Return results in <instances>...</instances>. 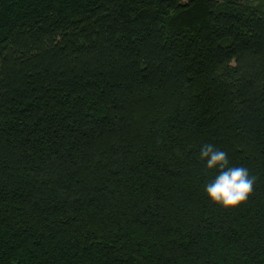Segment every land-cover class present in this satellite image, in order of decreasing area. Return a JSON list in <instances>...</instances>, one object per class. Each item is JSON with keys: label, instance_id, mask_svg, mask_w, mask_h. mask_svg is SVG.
<instances>
[{"label": "trees", "instance_id": "1", "mask_svg": "<svg viewBox=\"0 0 264 264\" xmlns=\"http://www.w3.org/2000/svg\"><path fill=\"white\" fill-rule=\"evenodd\" d=\"M0 264H264V0H0Z\"/></svg>", "mask_w": 264, "mask_h": 264}, {"label": "clouds", "instance_id": "2", "mask_svg": "<svg viewBox=\"0 0 264 264\" xmlns=\"http://www.w3.org/2000/svg\"><path fill=\"white\" fill-rule=\"evenodd\" d=\"M199 158L206 161V172L215 170L217 173L204 187L212 203L220 205L223 209H236L248 201L254 192L257 177L250 175L246 167L229 166L227 153L216 149L210 143L201 147Z\"/></svg>", "mask_w": 264, "mask_h": 264}]
</instances>
